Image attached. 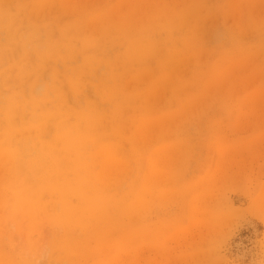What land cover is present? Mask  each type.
<instances>
[{"label": "rangeland", "instance_id": "374dc122", "mask_svg": "<svg viewBox=\"0 0 264 264\" xmlns=\"http://www.w3.org/2000/svg\"><path fill=\"white\" fill-rule=\"evenodd\" d=\"M0 264H264V0H0Z\"/></svg>", "mask_w": 264, "mask_h": 264}]
</instances>
